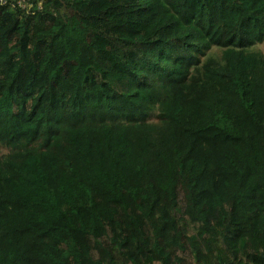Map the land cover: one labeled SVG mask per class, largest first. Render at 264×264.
I'll return each instance as SVG.
<instances>
[{"label":"trees","instance_id":"1","mask_svg":"<svg viewBox=\"0 0 264 264\" xmlns=\"http://www.w3.org/2000/svg\"><path fill=\"white\" fill-rule=\"evenodd\" d=\"M18 1L0 264H264V0Z\"/></svg>","mask_w":264,"mask_h":264},{"label":"rangeland","instance_id":"2","mask_svg":"<svg viewBox=\"0 0 264 264\" xmlns=\"http://www.w3.org/2000/svg\"><path fill=\"white\" fill-rule=\"evenodd\" d=\"M214 49H217V48H214ZM253 49L260 50V51H262V52L264 53V42L255 45V46L253 47ZM183 254H184V253H183ZM185 256L190 258L189 254H185Z\"/></svg>","mask_w":264,"mask_h":264},{"label":"built area","instance_id":"3","mask_svg":"<svg viewBox=\"0 0 264 264\" xmlns=\"http://www.w3.org/2000/svg\"><path fill=\"white\" fill-rule=\"evenodd\" d=\"M21 1H24V0H19L18 3L20 4Z\"/></svg>","mask_w":264,"mask_h":264},{"label":"water","instance_id":"4","mask_svg":"<svg viewBox=\"0 0 264 264\" xmlns=\"http://www.w3.org/2000/svg\"><path fill=\"white\" fill-rule=\"evenodd\" d=\"M228 264H230V263H228Z\"/></svg>","mask_w":264,"mask_h":264}]
</instances>
